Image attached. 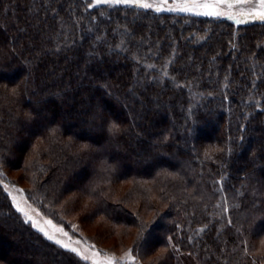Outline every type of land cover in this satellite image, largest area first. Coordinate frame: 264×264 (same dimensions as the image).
I'll use <instances>...</instances> for the list:
<instances>
[{
	"label": "trees",
	"instance_id": "trees-1",
	"mask_svg": "<svg viewBox=\"0 0 264 264\" xmlns=\"http://www.w3.org/2000/svg\"><path fill=\"white\" fill-rule=\"evenodd\" d=\"M89 2L0 0V172L30 158L39 201L81 185L115 221L135 213L105 191L155 180L170 198L153 223L161 241L197 264H251L247 238L264 235V22ZM0 264L92 262L26 222L0 184Z\"/></svg>",
	"mask_w": 264,
	"mask_h": 264
},
{
	"label": "rangeland",
	"instance_id": "rangeland-1",
	"mask_svg": "<svg viewBox=\"0 0 264 264\" xmlns=\"http://www.w3.org/2000/svg\"><path fill=\"white\" fill-rule=\"evenodd\" d=\"M149 2H153V0H149ZM253 2L255 3V0ZM249 8L250 5L236 4L233 0L231 11L235 13L247 12ZM222 10L227 16L228 10L226 8ZM246 20L247 22L254 21L251 16L246 17ZM38 147V145H34L31 156L36 155ZM29 159L23 166L14 163L8 165L5 173L0 172V184L4 189V185H8V188L5 189L7 194L11 192L12 196H15L21 203V206L28 210L50 234L55 229L46 225L44 223L46 220H51L52 225L68 233L67 236L59 232L55 234L70 247L77 248L82 255H91V252L95 250L101 253L99 257L101 264H106L104 254L115 257L116 261L124 264L120 258L131 249L133 255L136 256L137 264H197L195 259L190 258L192 252L183 249V244L173 242L169 234L162 241L159 238L161 234L158 229L160 228L153 223L162 217L165 209L169 206L170 198H167L169 195L164 191L158 189L155 180L150 179L143 182L131 179L120 180L116 185L111 186L109 191H105L112 200L124 203L126 208L135 213L134 221L127 219L115 221L112 215L107 214L108 211L103 213L102 209L99 210V197L91 195L90 189L81 185L64 192L61 191V195L57 199H45L44 197L43 203L39 201L36 197L42 194L41 190L39 187L36 188V180L32 178L30 169H26L25 166L30 163ZM169 193L171 195L172 191ZM206 195L208 196V194ZM9 198L12 202V197L9 196ZM39 203H42L44 208ZM215 203L223 211L222 213H226L228 206L221 198H218ZM20 214L25 219L24 215ZM203 227L198 226L196 229H203ZM147 231L152 232L149 237L145 236ZM166 233L162 232L164 235ZM192 237L189 239L193 240L194 237ZM246 242L249 244L248 250L254 256L251 264H264V235L248 237ZM90 246L95 247L93 249ZM172 250H174L175 256L172 255Z\"/></svg>",
	"mask_w": 264,
	"mask_h": 264
},
{
	"label": "snow or ice",
	"instance_id": "snow-or-ice-1",
	"mask_svg": "<svg viewBox=\"0 0 264 264\" xmlns=\"http://www.w3.org/2000/svg\"><path fill=\"white\" fill-rule=\"evenodd\" d=\"M236 4H247L250 5V8L247 12L241 11L239 13L232 12L233 8V0H153V2H149V0H90L88 7L92 8L94 6H98L101 4L111 5V6H134L140 9L149 10L152 9L157 13L160 12H179V13H188L194 16H202V17H212V18H221L226 15L225 11L222 9H227V19L233 20L236 24L246 23V17L251 16L254 20H259L264 22V0H235ZM258 4V8H257ZM5 189L8 188V185H4ZM17 191H22L20 189H16ZM9 196L12 197V202L16 207V210L22 213L25 217L26 222H30L34 228H36L39 232H41L48 240L54 242L64 249L70 250L72 253H75L77 256H81L84 260H91L92 264H101L99 257L101 253L93 250L91 255H82L80 251L75 247H70L68 243H65L62 239L57 238L56 232L62 233L64 236H67L68 233L64 232L63 229L56 228L52 225L51 220H46L44 223L46 225L52 226L55 231L53 233H49L45 227H42L36 219L21 206V203L17 201L15 196H12V193H8ZM34 211V210H33ZM94 249L95 246H90ZM106 257V264H120V261H116L115 257L108 256L104 254ZM124 264H137L136 256L133 255V250L129 249L123 257L120 258Z\"/></svg>",
	"mask_w": 264,
	"mask_h": 264
}]
</instances>
